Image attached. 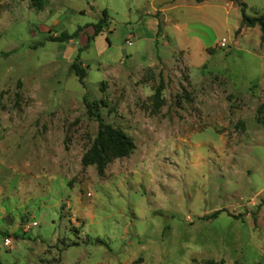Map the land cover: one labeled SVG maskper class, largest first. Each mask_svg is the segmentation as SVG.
Here are the masks:
<instances>
[{
    "label": "rangeland",
    "instance_id": "374dc122",
    "mask_svg": "<svg viewBox=\"0 0 264 264\" xmlns=\"http://www.w3.org/2000/svg\"><path fill=\"white\" fill-rule=\"evenodd\" d=\"M241 3L264 14L0 0V264H264V37Z\"/></svg>",
    "mask_w": 264,
    "mask_h": 264
},
{
    "label": "trees",
    "instance_id": "16d2710c",
    "mask_svg": "<svg viewBox=\"0 0 264 264\" xmlns=\"http://www.w3.org/2000/svg\"><path fill=\"white\" fill-rule=\"evenodd\" d=\"M197 2H202L204 0H196ZM240 12H241V21H240V27L246 26V27H253L255 25H258L261 31V37H264V14L260 16H248L245 13V3H241L240 5ZM104 17H106L105 10L103 11ZM97 27L99 25L95 26V30L97 31ZM81 29L78 27L74 32L72 33H61L57 37L54 38L55 41L64 42L68 39H74L78 36L79 31ZM97 34V33H96ZM90 38V36H89ZM80 51V50H79ZM9 52H0V56L7 55ZM79 59V53L76 56V59L71 64V70L74 72V74L77 76L78 81L84 85V78L86 76V70L82 67V65L78 62ZM86 94L83 97V100L86 104L88 113L93 112L92 106L95 105V102H87L86 100ZM95 116V119L98 122L99 125V133H101L105 137V146L107 148L108 154L112 158H120L123 156L128 155L131 150L134 148V143L132 139L126 135L123 131H121L118 128L112 127L109 124H106L101 119L100 115L98 113L93 114ZM217 212L213 213L211 216H215Z\"/></svg>",
    "mask_w": 264,
    "mask_h": 264
},
{
    "label": "crops",
    "instance_id": "0c3cea01",
    "mask_svg": "<svg viewBox=\"0 0 264 264\" xmlns=\"http://www.w3.org/2000/svg\"><path fill=\"white\" fill-rule=\"evenodd\" d=\"M204 1H206V0H204ZM263 42H264V38H263Z\"/></svg>",
    "mask_w": 264,
    "mask_h": 264
}]
</instances>
